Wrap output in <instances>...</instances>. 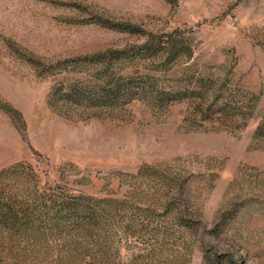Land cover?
Segmentation results:
<instances>
[{"label": "rangeland", "instance_id": "rangeland-1", "mask_svg": "<svg viewBox=\"0 0 264 264\" xmlns=\"http://www.w3.org/2000/svg\"><path fill=\"white\" fill-rule=\"evenodd\" d=\"M0 264H264V0H0Z\"/></svg>", "mask_w": 264, "mask_h": 264}]
</instances>
